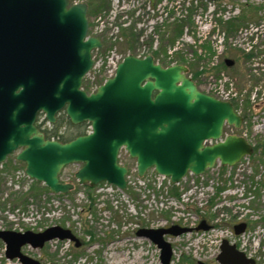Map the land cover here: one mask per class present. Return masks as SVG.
Wrapping results in <instances>:
<instances>
[{
    "label": "rangeland",
    "instance_id": "1",
    "mask_svg": "<svg viewBox=\"0 0 264 264\" xmlns=\"http://www.w3.org/2000/svg\"><path fill=\"white\" fill-rule=\"evenodd\" d=\"M95 1L93 7L100 9L89 15L88 8V19L89 34L104 44L100 52L94 51L97 60L113 48L119 54L153 55L163 43L166 50L157 62L187 65L188 76L202 91L222 94L221 78L230 77L241 94L236 108L244 120L240 128L227 125L225 133L245 136L257 150L234 166L219 162L201 175L189 173L180 184H173L153 168L139 177L136 160L123 149L120 161L130 168L131 181L126 192L104 184L89 190L75 177L82 164L72 163L60 174L63 182L75 184L67 194L51 193L43 183H35L25 175V163L13 154L7 165L0 166V229L71 228L82 242L79 247L69 239H53L43 248L23 249L42 264H162L160 249L140 237L139 229L174 223L195 227L207 220L213 225L210 230L168 237L174 248L172 264H221L217 255L224 239L255 257L256 264H264V157L258 147L264 143V0H108L104 7L102 0ZM183 13L184 33L168 49L173 35L169 28L174 18L185 17ZM109 64L105 60L92 87L110 75L105 67ZM87 84L85 78L84 88ZM65 114L62 110L58 115L62 133ZM38 124L53 129L44 113ZM35 185L39 193L32 191ZM175 186L178 194L173 192ZM18 197L23 203H16ZM244 222L246 231L237 235L234 226ZM0 264H21L5 257L2 241Z\"/></svg>",
    "mask_w": 264,
    "mask_h": 264
},
{
    "label": "water",
    "instance_id": "2",
    "mask_svg": "<svg viewBox=\"0 0 264 264\" xmlns=\"http://www.w3.org/2000/svg\"><path fill=\"white\" fill-rule=\"evenodd\" d=\"M88 8L87 2L71 0H0V50L26 48V78L0 81V164L17 152L29 177L54 194H67L75 184L61 181L60 173L72 163L82 164L75 174L79 184L107 182L127 189L129 169L118 161L122 148L136 159L140 177L155 168L172 183L219 162L234 166L254 153L245 136H224L226 125L243 124L234 104L202 91L185 64L164 66L152 54H128L95 92L82 89L94 65L93 51L103 47L100 38L88 36ZM62 110L73 124L89 122L91 131L65 142L47 138L37 125L38 114L55 123ZM211 228L202 220L195 228L144 227L137 234L157 245L162 264H171L174 249L166 236ZM246 228L245 222L234 226L236 234ZM0 239L7 258L22 264H42L22 252L27 244L42 248L53 239H69L81 246L73 231L60 225L41 232L0 230ZM220 249L221 264H256L227 239Z\"/></svg>",
    "mask_w": 264,
    "mask_h": 264
},
{
    "label": "trees",
    "instance_id": "3",
    "mask_svg": "<svg viewBox=\"0 0 264 264\" xmlns=\"http://www.w3.org/2000/svg\"><path fill=\"white\" fill-rule=\"evenodd\" d=\"M159 1V0H158ZM95 2L97 3L98 1H95V0H89L88 1V4H89V15H91V14H93V13H96V11H98L99 9H100V7H99V5L98 6H96V8L95 7H93V5H95ZM101 3L103 4V7H104V5L106 4V3H109L108 2V0H102L101 1ZM101 4V5H102ZM154 7L156 8L157 7V5L155 6L154 5ZM102 8V7H101ZM183 16H185V17H182V18H174L173 19V22H172V24H171V26H170V28L169 29H171V31L173 32V35H172V37L168 40V49H171L172 48V46L174 45V47H175V44H176V41L183 35V33H184V29H185V27H186V24L184 23L185 22V18H186V15H185V13H183ZM187 17H188V15H187ZM229 24H231L232 23V21H231V19H227L226 20ZM230 27V26H229ZM127 36H129V35H127ZM131 37H132V39H135L136 38V35L133 33V32H131V35H130ZM165 51L166 49H165V47H164V45H163V43H162V45H161V47L160 48H158V50H156V51H154L153 52V55H154V57L156 58V59H159V56H160V53L162 52V51ZM177 53V51L175 52V54ZM184 61V60H183ZM185 62V61H184ZM162 64L163 65H169V64H167V63H165V62H162ZM191 66V65H190ZM191 68H192V66H191ZM194 79V78H193ZM65 119H66V121H67V125H65L64 126V128H65V130L63 131V133L61 132V131H59V127H61L62 125H61V123L62 122H60L59 120H58V122L54 125V127H53V129L52 130H48V129H43L44 130V132H45V134H46V136L48 137V138H53V137H56V138H58V139H60V140H62V141H69V140H72V139H74L75 137H77L78 135H81V134H85L86 132H87V130H88V126H89V124L88 123H81V124H77V125H74L71 121H70V119L68 118V116L65 114ZM41 126V125H40ZM69 130V132H67ZM258 147H262V151H263V157H264V143L262 144V145H259ZM255 150H257V146H256V149ZM5 165H7L6 163H5ZM35 181V183H37V184H41V182H39V181H37V180H34ZM86 186V188H88L89 190H93V189H95V187H92V186H90L89 184H87V185H85ZM31 189H32V191L33 192H36V191H38L37 193H39V188L35 185V186H32L31 187ZM44 189H46L47 191H49V188L47 187V186H45L44 187ZM173 189V192L174 193H177L178 191H177V187L175 186V187H173L172 188ZM178 194V193H177ZM16 200V203L17 204H19V203H23V199H20L19 197L18 198H16L15 199Z\"/></svg>",
    "mask_w": 264,
    "mask_h": 264
},
{
    "label": "flooded vegetation",
    "instance_id": "4",
    "mask_svg": "<svg viewBox=\"0 0 264 264\" xmlns=\"http://www.w3.org/2000/svg\"><path fill=\"white\" fill-rule=\"evenodd\" d=\"M26 78V48L0 50V81L18 83ZM254 145V144H253ZM255 150V145H254Z\"/></svg>",
    "mask_w": 264,
    "mask_h": 264
},
{
    "label": "built area",
    "instance_id": "5",
    "mask_svg": "<svg viewBox=\"0 0 264 264\" xmlns=\"http://www.w3.org/2000/svg\"><path fill=\"white\" fill-rule=\"evenodd\" d=\"M111 52H108L104 59H100L97 61L96 64V72L100 71V69L105 65V60H109V65L105 66L110 73L111 76L115 72L116 66L118 62L121 59V54H119L117 48L111 49ZM222 82L219 84L222 94H215L216 96L225 99V100H234L239 102L241 100V94L238 92V90L235 88V81H232L230 77H227L224 75V77L221 78ZM131 182V181H130ZM112 190H114L112 187H110Z\"/></svg>",
    "mask_w": 264,
    "mask_h": 264
}]
</instances>
